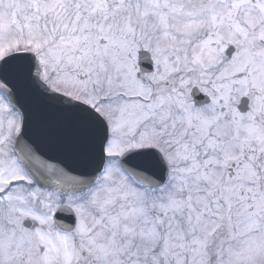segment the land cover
I'll list each match as a JSON object with an SVG mask.
<instances>
[{"label":"snow or ice","instance_id":"snow-or-ice-1","mask_svg":"<svg viewBox=\"0 0 264 264\" xmlns=\"http://www.w3.org/2000/svg\"><path fill=\"white\" fill-rule=\"evenodd\" d=\"M0 264H264V0H0Z\"/></svg>","mask_w":264,"mask_h":264}]
</instances>
